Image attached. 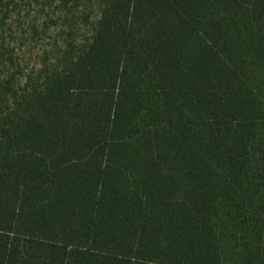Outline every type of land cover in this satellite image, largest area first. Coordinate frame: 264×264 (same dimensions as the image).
<instances>
[{"label": "trees", "instance_id": "1", "mask_svg": "<svg viewBox=\"0 0 264 264\" xmlns=\"http://www.w3.org/2000/svg\"><path fill=\"white\" fill-rule=\"evenodd\" d=\"M72 1L0 36V264H264V0Z\"/></svg>", "mask_w": 264, "mask_h": 264}, {"label": "rangeland", "instance_id": "2", "mask_svg": "<svg viewBox=\"0 0 264 264\" xmlns=\"http://www.w3.org/2000/svg\"><path fill=\"white\" fill-rule=\"evenodd\" d=\"M43 3L44 0H20L5 32L0 34L5 43H10L14 59L21 61L23 66L29 69L37 62L39 51L43 47H48L52 41L49 32L43 33L42 24L50 16L51 21H48V26L54 29L59 25L54 24L57 21L56 17L54 18L56 13H50L47 9L42 10ZM72 3H76L80 11L87 9L94 12L96 0H73ZM54 6L56 7V5ZM33 22L39 28L35 35L29 31Z\"/></svg>", "mask_w": 264, "mask_h": 264}]
</instances>
